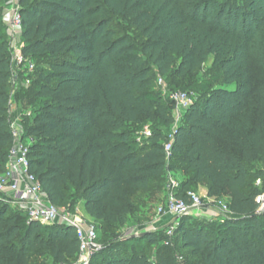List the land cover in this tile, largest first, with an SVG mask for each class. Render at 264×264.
<instances>
[{
	"label": "trees",
	"instance_id": "obj_1",
	"mask_svg": "<svg viewBox=\"0 0 264 264\" xmlns=\"http://www.w3.org/2000/svg\"><path fill=\"white\" fill-rule=\"evenodd\" d=\"M20 6L22 51L35 64L21 122L24 140H32L30 170L58 208L83 202L102 245L91 264H134L136 250L158 241L151 231L120 244L117 232L131 221L133 195L169 194L175 170L189 176L177 197L187 199L206 180L209 194L227 198L229 208L213 227L180 224L184 246L204 264H264V212L256 202L264 168L254 172L262 185L249 188L250 167L264 166V0H20ZM2 18L0 11V174L14 139ZM117 18L132 36L116 28ZM210 59L205 78H195ZM154 74L171 91L196 94L180 123ZM78 253L74 227L30 221L0 197V264L33 258L72 264Z\"/></svg>",
	"mask_w": 264,
	"mask_h": 264
},
{
	"label": "built area",
	"instance_id": "obj_2",
	"mask_svg": "<svg viewBox=\"0 0 264 264\" xmlns=\"http://www.w3.org/2000/svg\"><path fill=\"white\" fill-rule=\"evenodd\" d=\"M2 19L10 40L18 36L21 39L22 14L20 0H17L13 7L5 10ZM11 66L12 77L16 79L15 81H18L24 66H27L29 73H34L35 70L34 62L23 53L22 46L16 48L11 54ZM25 81L22 86L27 88L31 85V79L27 78ZM159 84L164 90L165 81L163 78L159 79ZM168 96L173 102V116L175 123L178 124L187 109L192 105L195 95L192 92L177 90L169 92ZM10 129L14 139L5 171L0 174V197L13 207H21L30 221L43 224L60 223L74 227L79 240V253L74 262L75 264H91L93 256L102 249L96 225L79 219L77 215H65L63 217L60 215V209L48 200L40 182L30 170V144L23 138L24 131L21 123L16 119L13 121L10 119ZM143 134L149 136L151 132L146 128ZM170 138L173 139V133ZM171 149V143H168L166 145L168 157L171 155ZM257 185H262L261 179L257 180ZM178 186L179 182L173 179L170 180L169 200L166 206L159 207L158 212L160 214L179 218L203 206V199L197 192L189 191L187 199L177 197L175 189ZM256 202L259 205V210H263L264 191L256 197ZM222 209L225 213L229 211L227 204H223ZM175 230V226H170L166 230V235L171 239Z\"/></svg>",
	"mask_w": 264,
	"mask_h": 264
},
{
	"label": "rangeland",
	"instance_id": "obj_3",
	"mask_svg": "<svg viewBox=\"0 0 264 264\" xmlns=\"http://www.w3.org/2000/svg\"><path fill=\"white\" fill-rule=\"evenodd\" d=\"M115 26L123 34L129 33L131 36L133 35V30L129 28V26L123 19L117 18L115 21ZM19 39L20 38L18 36L15 39L10 40L9 50L11 54L15 51L16 48L21 46ZM211 66L212 60L210 59L196 73L195 78H198L200 80L204 79L207 71L211 68ZM22 69L24 71L22 70V72H20L18 81H15L16 79L12 77L10 94L11 121L16 119L20 123L22 122L23 114L27 113L29 110L28 100H31L33 96L32 89L25 92V90H28L27 88H29L30 86L25 88L22 85L25 84V79H31L32 83L33 78H35V74L29 73V69L27 68V66H24ZM160 78L162 77L157 74L153 75V80L158 83V86L162 89L159 84ZM171 89L172 88L169 87L168 83L165 81V89L162 90L166 94H168L169 92H171ZM194 95L196 96L195 93ZM17 96H19L20 101L19 99H17ZM15 107H18L19 110ZM173 129L174 128L172 127L170 133H172ZM26 141L28 143H31L32 140L28 138ZM262 168H264V166L260 162L254 163L250 167V170L253 171L252 175L249 178L250 190H254L257 188L255 182L256 176H254V172L257 173L262 170ZM169 175L170 180L173 179L176 182H181L189 178V176L181 173L178 170L171 172ZM199 186L200 188L197 193L203 199V206L199 209L193 210L192 212H190V214L179 218L171 215L160 214L158 212L159 207L167 205L169 200L168 193L160 194L158 196V199L155 200H149L148 194L133 195V215L130 218L131 221L129 222V224L124 226L117 232V235L119 237L118 242H121L120 244H123L122 239L130 236L141 237L146 232L153 231L157 232L158 234V241L156 243L153 244L148 242L144 250H136L134 252V264H149V261L155 259L163 260L167 264H204L201 257L193 255L191 253V249H188L184 246L180 224H182V226H199L202 224H206L213 227L221 222L222 218L226 215V213L222 209V206L223 204H227L228 200L223 196L216 197L210 195V184L206 180L201 181ZM82 203L83 202L77 203L74 210H68L64 207L61 209L59 208L60 215L62 217L65 215H77L79 216V219L84 220L85 222L94 223L91 217L87 213H85ZM16 208L22 210L21 207ZM261 211L264 212V209ZM170 226H175L176 229L178 228L177 232L171 239L166 235V230ZM99 234L102 233L99 231ZM164 237H166L165 240L163 239ZM126 251V247H120L119 252H121V254L125 253ZM98 262H100V259H97L94 263L97 264ZM32 264L45 263L37 258H33ZM72 264H75V262H73Z\"/></svg>",
	"mask_w": 264,
	"mask_h": 264
},
{
	"label": "crops",
	"instance_id": "obj_4",
	"mask_svg": "<svg viewBox=\"0 0 264 264\" xmlns=\"http://www.w3.org/2000/svg\"><path fill=\"white\" fill-rule=\"evenodd\" d=\"M16 2H17V0H0V11H1V13L3 14L5 12V10L13 7ZM6 32H7L8 41H9V44H10V36L8 34L7 28H6ZM10 97H11V95H10ZM15 108H17L19 110L18 107H15ZM82 206H83V204H82ZM83 209H84V207H83Z\"/></svg>",
	"mask_w": 264,
	"mask_h": 264
}]
</instances>
